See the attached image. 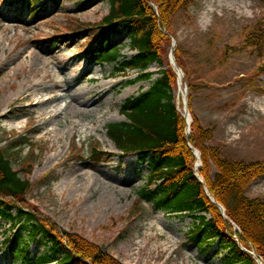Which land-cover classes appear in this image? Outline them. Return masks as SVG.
<instances>
[{
  "label": "rangeland",
  "instance_id": "obj_1",
  "mask_svg": "<svg viewBox=\"0 0 264 264\" xmlns=\"http://www.w3.org/2000/svg\"><path fill=\"white\" fill-rule=\"evenodd\" d=\"M26 1L0 0V148L29 179L24 204L57 231L78 232L125 264H223L227 248L215 241L205 249L206 244L189 239L198 220L139 199L148 165L138 153L120 151L107 134L109 123L125 120L120 105L150 86L147 80L129 82L136 70L124 73L90 59L93 31L86 27L109 12V3L41 1L30 15ZM257 23L264 25V0H193L174 16L171 36L161 42L163 57L172 65L176 41L190 79L203 85L192 91L191 111L189 89L185 82L179 85L177 76L179 111L184 113L186 93L191 116L214 128L209 144L232 160H264V54L244 45ZM111 41L124 45L125 55L132 54L126 31L113 33ZM38 68L59 73L84 113L62 109L59 117H50L46 104L35 106L38 97L54 89L53 82L34 86L38 97L24 99L28 92L20 84L41 81L44 71ZM164 68L153 63L149 70L156 78ZM86 76L94 80L88 82ZM86 103L96 109L92 114L86 113ZM72 122H78L76 128ZM197 162L196 156L194 170L200 176ZM247 193L264 197V174ZM9 226L0 218V264H28L8 252ZM47 246L41 236L29 249L37 255ZM255 259L264 264L261 256Z\"/></svg>",
  "mask_w": 264,
  "mask_h": 264
},
{
  "label": "trees",
  "instance_id": "obj_2",
  "mask_svg": "<svg viewBox=\"0 0 264 264\" xmlns=\"http://www.w3.org/2000/svg\"><path fill=\"white\" fill-rule=\"evenodd\" d=\"M41 1L59 0L26 1L30 15L37 13ZM106 1L109 12L97 24L86 27L93 31L90 59L112 64L124 73L136 70L138 75L130 83L150 82L149 88L120 105L126 119L107 125V134L119 150L138 153L139 160L148 165L147 184L139 191V199L167 213L190 215L198 220L189 239L206 244L205 249L215 241L227 248L223 264H257L247 250L264 258V197L249 196L247 191L264 174V160H232L223 156L220 147L209 144L214 128L203 126L194 113L187 140L186 119L176 103L177 74L161 49V42L171 36L174 16L193 0ZM122 31L130 39V55L123 53L124 45L111 41L113 33ZM244 45L264 54L262 23H257L245 36ZM174 53L184 71L183 81L189 87L192 111V91L203 85L190 79L180 49L176 48ZM153 63L165 66L156 78L149 70ZM189 143L201 153L199 173L204 183L195 174L196 155ZM205 185L225 207L230 220L209 198ZM30 187L29 179L14 168L10 155L0 148V218L13 230L6 239L8 252L28 264H125L84 235L75 231L61 233L51 227L48 220L24 204ZM231 221L239 231L232 229ZM41 236L49 246L40 254H32L29 247Z\"/></svg>",
  "mask_w": 264,
  "mask_h": 264
},
{
  "label": "bare ground",
  "instance_id": "obj_3",
  "mask_svg": "<svg viewBox=\"0 0 264 264\" xmlns=\"http://www.w3.org/2000/svg\"><path fill=\"white\" fill-rule=\"evenodd\" d=\"M61 68H63V67H61ZM82 69H83V67H82ZM40 70L44 71L43 74L41 75V77H42L41 81L35 80L34 82H31V84H29V85H27V83L21 82L20 89L22 91L24 89V92H28L27 95H23L24 99L28 98V97H32V98L38 97L37 94H34V91H33L34 86H38L40 83H43L46 81L47 82H53L54 83V89L52 91L44 94L43 96L38 97L39 99L35 100V106H38L40 104L41 105L46 104V107L49 108L47 113L49 114L50 117H59L63 113L62 109H64V110L67 109L66 111L71 110L75 115H77L79 113H84V111H82V109L80 108L79 98L75 95L70 94L68 88H66V89L64 88V85L62 83L63 78H60L59 73H50L48 71H45V69H42V68H38L37 72H40ZM37 72L36 71L34 72V75H35L34 77H38ZM85 74H86V72H85ZM90 74H91V72H90ZM73 77H71V78H73ZM86 77L88 79L87 80L88 82H91L94 80L93 76H91V77L86 76ZM59 91H62L63 93L60 94ZM69 96L72 97V100L66 102V104L64 106L63 105H54V106L51 105V104H53V102L65 100ZM86 104L89 105V103H86ZM92 110L95 111L96 109L94 107H90V105H89L86 113H91ZM93 115H94V113H93ZM77 125H78V122H72V128L73 127L76 128Z\"/></svg>",
  "mask_w": 264,
  "mask_h": 264
},
{
  "label": "water",
  "instance_id": "obj_4",
  "mask_svg": "<svg viewBox=\"0 0 264 264\" xmlns=\"http://www.w3.org/2000/svg\"><path fill=\"white\" fill-rule=\"evenodd\" d=\"M175 43L176 41L174 40V43H173V47L171 49V55H170V58H171V63L176 67L177 69V74H178V81H179V84L182 85V77H183V72H182V69L180 68V66L177 64V61H176V58H175V55H174V49H175ZM185 96V99H184V104H185V113L183 114L186 118V121H187V128H186V134H187V139H188V136L191 132V121H192V118L189 117L190 113H189V109H188V104H187V98H186V94L184 95ZM193 148V146H191ZM194 149V152L196 153V155L198 156V158H200V152L193 148ZM198 165L200 166L201 165V161L198 162ZM198 178L200 179V177L198 176ZM202 182L203 180L200 179ZM206 191L207 193L209 194L210 198L212 199V201L214 203H216L219 208L222 210L223 214H225V207L219 203L218 201L215 200V198L213 196L210 195V192H209V189L206 187Z\"/></svg>",
  "mask_w": 264,
  "mask_h": 264
}]
</instances>
